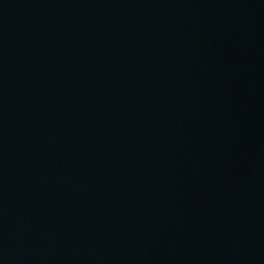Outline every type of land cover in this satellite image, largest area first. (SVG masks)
I'll return each instance as SVG.
<instances>
[{"label":"water","instance_id":"95a60500","mask_svg":"<svg viewBox=\"0 0 264 264\" xmlns=\"http://www.w3.org/2000/svg\"><path fill=\"white\" fill-rule=\"evenodd\" d=\"M0 264H264V0H0Z\"/></svg>","mask_w":264,"mask_h":264}]
</instances>
